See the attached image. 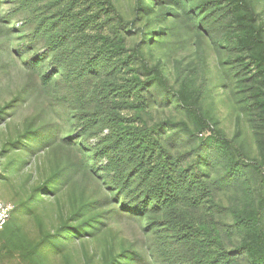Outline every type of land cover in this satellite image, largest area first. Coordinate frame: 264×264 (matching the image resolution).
I'll return each instance as SVG.
<instances>
[{
	"label": "trees",
	"instance_id": "trees-1",
	"mask_svg": "<svg viewBox=\"0 0 264 264\" xmlns=\"http://www.w3.org/2000/svg\"><path fill=\"white\" fill-rule=\"evenodd\" d=\"M0 0V264H264V0Z\"/></svg>",
	"mask_w": 264,
	"mask_h": 264
},
{
	"label": "built area",
	"instance_id": "built-area-1",
	"mask_svg": "<svg viewBox=\"0 0 264 264\" xmlns=\"http://www.w3.org/2000/svg\"><path fill=\"white\" fill-rule=\"evenodd\" d=\"M12 208H13L12 204L5 202L0 198V230L7 222Z\"/></svg>",
	"mask_w": 264,
	"mask_h": 264
},
{
	"label": "rangeland",
	"instance_id": "rangeland-1",
	"mask_svg": "<svg viewBox=\"0 0 264 264\" xmlns=\"http://www.w3.org/2000/svg\"><path fill=\"white\" fill-rule=\"evenodd\" d=\"M119 3H120L122 6L125 5L124 0H119Z\"/></svg>",
	"mask_w": 264,
	"mask_h": 264
}]
</instances>
